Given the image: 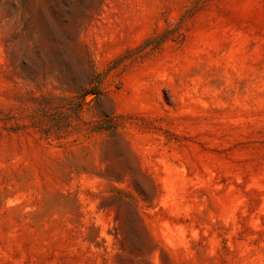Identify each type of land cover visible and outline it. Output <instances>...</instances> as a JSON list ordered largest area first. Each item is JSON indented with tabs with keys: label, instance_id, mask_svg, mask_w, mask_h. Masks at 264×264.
I'll list each match as a JSON object with an SVG mask.
<instances>
[{
	"label": "rangeland",
	"instance_id": "obj_1",
	"mask_svg": "<svg viewBox=\"0 0 264 264\" xmlns=\"http://www.w3.org/2000/svg\"><path fill=\"white\" fill-rule=\"evenodd\" d=\"M0 264H264V0H0Z\"/></svg>",
	"mask_w": 264,
	"mask_h": 264
}]
</instances>
